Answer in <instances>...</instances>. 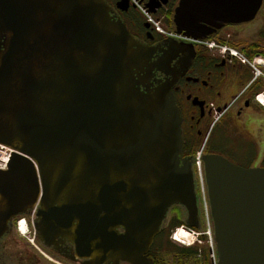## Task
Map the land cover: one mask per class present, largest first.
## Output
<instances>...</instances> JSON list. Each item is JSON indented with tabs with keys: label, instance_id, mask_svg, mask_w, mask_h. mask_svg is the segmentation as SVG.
Listing matches in <instances>:
<instances>
[{
	"label": "water",
	"instance_id": "obj_1",
	"mask_svg": "<svg viewBox=\"0 0 264 264\" xmlns=\"http://www.w3.org/2000/svg\"><path fill=\"white\" fill-rule=\"evenodd\" d=\"M262 0H180L177 35L253 18ZM0 240L39 205L46 247L85 264H152L168 211L198 229L191 164L171 86L134 73L146 61L103 0H0ZM218 264H264V169L202 158Z\"/></svg>",
	"mask_w": 264,
	"mask_h": 264
},
{
	"label": "flooded vegetation",
	"instance_id": "obj_2",
	"mask_svg": "<svg viewBox=\"0 0 264 264\" xmlns=\"http://www.w3.org/2000/svg\"><path fill=\"white\" fill-rule=\"evenodd\" d=\"M103 2L109 18L123 24L145 52L146 61L134 73H148L150 80L141 83L137 79L140 89L143 91L147 84L171 86L181 118L182 161L192 168L193 157L201 150L202 157L217 155L243 169H264V0L252 19L235 24L208 22L203 39L196 41L165 38L146 22L144 14L159 26L174 28V12L180 0ZM39 209L36 205L11 221L0 240V264L89 263L77 259L74 246L67 241L56 239L50 247L39 242L35 230ZM168 213L145 255L152 264H184L176 252L189 250L171 243L179 221L169 220ZM22 221L26 224L24 231L19 228ZM19 231L27 232L28 237L33 235L43 259L17 261L5 253V240L18 236Z\"/></svg>",
	"mask_w": 264,
	"mask_h": 264
},
{
	"label": "rangeland",
	"instance_id": "obj_3",
	"mask_svg": "<svg viewBox=\"0 0 264 264\" xmlns=\"http://www.w3.org/2000/svg\"><path fill=\"white\" fill-rule=\"evenodd\" d=\"M160 27H161L160 29L162 31H164L165 33L171 32L170 28H165L162 26H160ZM196 157H197V155H194V157H193L194 159L192 160V164H193L192 168H193L195 192H196V197H197V202H198V229H196L193 233H194L195 239H197V236L199 237L198 241H200V244H198V242H197L195 245H193L191 247L184 246V245H190L192 238H191V236H189L190 234L189 235H183L181 233L183 231H180V230H179L180 231L179 234H181L182 238H180L179 240L183 243V245L178 244V243L174 242L173 240H170V241L176 247L183 248V249H195L197 251L196 256L183 257L181 259L182 263H184V264H211L209 250H208L209 238L206 235V234H208V229H209L208 224L209 223L211 224V221L207 220V218L204 214V211H203V199L201 197L199 175H198L197 168L195 167L196 165L194 164ZM173 218L178 219L179 222H182L183 228L184 227L190 228L188 226L187 213L183 208H179V207L172 208L168 213V219L170 220ZM26 233L23 234V236L19 234L18 236L12 235L9 238H7L4 242L3 250L5 251V253L7 255L15 258V260H17V261H19V260L20 261L21 260L26 261L27 257H31L29 259L34 258L35 261L40 260L42 258L40 256V252L43 253L42 249L35 242L33 235L28 237V234H26ZM185 236H189L190 238L188 237L189 238L188 239ZM41 263L43 264L44 262H41Z\"/></svg>",
	"mask_w": 264,
	"mask_h": 264
},
{
	"label": "built area",
	"instance_id": "obj_4",
	"mask_svg": "<svg viewBox=\"0 0 264 264\" xmlns=\"http://www.w3.org/2000/svg\"><path fill=\"white\" fill-rule=\"evenodd\" d=\"M146 18H147V21L149 22V23H151V24H153V26L161 33V34H163L165 37H167V38H177V36L174 34V33H172V32H164V31H162L161 29H160V26H159V24L158 23H156V22H154V21H152L151 20V18L149 17V16H147L146 15ZM196 166V168H197V171H198V175H199V181H200V188H201V190H202V188H203V190L205 189V184H204V177H203V170H202V161H201V152H199L198 154H197V157H196V159H195V163H194ZM1 165V164H0ZM202 192V191H201ZM205 200H206V203H207V199H206V192H205ZM207 209H208V204H207ZM207 220L209 221L210 219H209V212H208V218H207ZM209 225V229H208V234H206L207 236H208V238H209V240H208V250H209V255H210V260H211V264H216V256H215V249H214V243H213V239H212V234H211V225H210V223L208 224ZM179 233V232H178ZM178 233H176V235H175V237H177V240H179L180 238H182L181 237V234H178ZM192 233V234H191ZM188 234H190V235H192V237H193V242L195 243H197L198 242V244H200V241H198V236H197V239H195V237H194V233L193 232H191V231H188ZM179 237V238H178Z\"/></svg>",
	"mask_w": 264,
	"mask_h": 264
},
{
	"label": "bare ground",
	"instance_id": "obj_5",
	"mask_svg": "<svg viewBox=\"0 0 264 264\" xmlns=\"http://www.w3.org/2000/svg\"><path fill=\"white\" fill-rule=\"evenodd\" d=\"M5 152V151H4ZM7 160H8V156L7 155H5V154H2L1 152H0V163L2 164V165H5L6 164V162H7ZM202 192H201V197H202V199H203V211H204V214H205V216H206V218H208V209H207V203H206V200H205V189L203 190V188H202V190H201ZM19 228H20V231H24L25 230V228H26V224H25V222H21L20 224H19ZM19 231V232H20ZM183 235H189V234H187V233H184V232H181ZM179 234V233H178ZM20 235H22L23 236V234H21V232H20ZM189 236H191V238H192V241H191V244L190 245H187L188 247L189 246H192L193 245V237H192V235H189ZM189 236H185V237H189ZM179 238V237H178ZM190 238V237H189ZM188 238V239H189ZM175 241H178V240H175Z\"/></svg>",
	"mask_w": 264,
	"mask_h": 264
},
{
	"label": "trees",
	"instance_id": "obj_6",
	"mask_svg": "<svg viewBox=\"0 0 264 264\" xmlns=\"http://www.w3.org/2000/svg\"><path fill=\"white\" fill-rule=\"evenodd\" d=\"M183 223L179 222L176 226H174V228H179L182 227ZM178 254V256L182 259L183 257H193L196 256L197 251L195 249H189V250H180L176 252Z\"/></svg>",
	"mask_w": 264,
	"mask_h": 264
}]
</instances>
